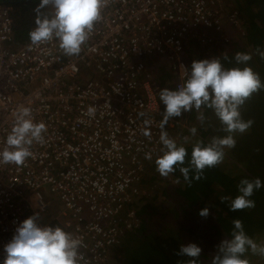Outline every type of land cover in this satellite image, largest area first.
Here are the masks:
<instances>
[{"label": "built area", "instance_id": "obj_1", "mask_svg": "<svg viewBox=\"0 0 264 264\" xmlns=\"http://www.w3.org/2000/svg\"><path fill=\"white\" fill-rule=\"evenodd\" d=\"M221 1L109 0L73 57L55 40L15 47L10 11L0 7V150L21 105L47 127L45 142L32 145L22 166L0 164V264L19 224L39 213L38 222L47 225L56 203L62 225L86 245L80 264H114L124 215L162 155L161 89L148 73L149 60L170 61L178 88L186 79L182 65L189 70L183 58L192 42L204 46L207 31L224 26ZM174 123L170 119L164 130Z\"/></svg>", "mask_w": 264, "mask_h": 264}, {"label": "clouds", "instance_id": "obj_2", "mask_svg": "<svg viewBox=\"0 0 264 264\" xmlns=\"http://www.w3.org/2000/svg\"><path fill=\"white\" fill-rule=\"evenodd\" d=\"M108 3L109 0H39L34 9L36 26L29 32L31 45L39 47L55 40L65 56H79L96 23L102 20ZM256 53L264 59V51L257 48ZM223 58L229 60L226 54ZM234 59L237 65L244 67L225 68L218 57L194 60L190 72L182 65L186 75L184 82L175 90L164 88L159 92V99L166 108L159 123L162 155L156 158L155 165L162 177L166 178L179 169L191 186L193 177L190 172L199 181L204 177L205 169L223 163L226 150L235 148V135L244 134L251 128L254 122L242 118L241 107L254 93L264 89V82L260 74L248 66L252 54L237 52ZM202 106L214 111L226 135L212 137L207 144L203 140L198 141L192 147L190 159L186 160V148L178 145L164 129L170 119L181 117L193 109L199 113L197 118L203 123ZM95 112L94 107L87 110L89 116H94ZM12 115L11 130L3 150H0V164L22 166L33 155L32 145L45 142L47 127L43 122L34 121L30 106H19ZM144 124L150 125L151 121L146 119ZM189 131L192 136L197 133L195 127ZM144 134L150 137L149 132ZM184 139L187 142L188 137ZM145 158L151 160L152 156L148 153ZM261 187L264 184L259 178L242 179L238 185L239 195L230 200L222 197L221 201L229 200L230 211L234 212L255 208L251 197ZM209 214L208 208L199 213L205 218ZM39 219L40 214L36 213L19 224L12 240L4 247L3 264H80L83 259L80 250L86 247L82 238L60 226H41ZM232 223L231 238L224 239L217 246L211 264H250L245 258L249 250L253 255L264 257V244H258L246 234L241 220L235 219ZM201 254L202 248L195 243L181 245L177 253L189 258L180 264H199Z\"/></svg>", "mask_w": 264, "mask_h": 264}, {"label": "trees", "instance_id": "obj_3", "mask_svg": "<svg viewBox=\"0 0 264 264\" xmlns=\"http://www.w3.org/2000/svg\"><path fill=\"white\" fill-rule=\"evenodd\" d=\"M239 1L243 2L241 13L246 20V41L235 42L233 50L222 52L223 57L226 54L229 60H224L222 56L220 59L225 68L244 67V65L236 64L235 54L237 52L250 53L252 59L248 62V66H251L255 71L258 64L264 65V59H261L260 55L256 53L257 48L264 51V0ZM38 3L39 0H0V6L10 11L14 31V46L17 48L30 41L29 32L36 26L34 9ZM45 11H48V9ZM245 13L248 18H246ZM202 58L208 59L206 57ZM159 61L156 60L158 65L153 66L155 68L152 67L155 81H157L161 90L164 88L175 90V82L178 77L174 65L170 61L159 64ZM260 76L262 82H264V72L260 73ZM246 103L248 104L246 106L248 111L241 110V115L245 121L252 120L254 122L251 128L244 134L237 133L235 135V148L226 150L223 163L214 168L205 169L204 177L199 181H196L194 173L190 172L193 180L191 186H189L179 169L171 174L173 180L176 181L174 185L168 181L167 177H162L158 172L149 174L147 178L143 177L141 188L148 190L151 188L153 191L147 193L145 190L146 193L137 195L132 203L131 208L135 207L138 217L141 218L146 214V217L140 219L141 226L138 233L146 229V224L152 214H164L166 212L162 208L160 209L162 213L156 210L160 207L158 203L161 199L170 202V207L173 206L171 209L177 216L187 215L186 219L189 220V223H186V228H184L185 226H182V229L180 228L177 237H174L173 240L170 239L172 243L168 244L167 247H162L159 244L161 236L157 233H143L142 237L137 239L138 245L132 249H129L127 244L121 245L118 248V253L122 256L121 264H180V262H186L189 258L177 255V253L181 245L190 243H195L202 248L199 264H211L217 246L224 239L231 238L232 222L235 219L242 221L244 230L249 237L253 238L258 244H264V222L257 219L259 216L257 213L262 212V207L259 206L263 205L259 201L260 196H264V187L256 190L251 197L255 201V208L234 212L230 211L229 206V200L239 195L238 185L240 181L242 179L255 180L256 177L251 174L259 176L255 170L259 166L264 171V164L261 163V161H264V156H262V160L259 156L254 158L259 160L257 164H254L253 158L250 156L256 154L255 149L252 147L253 144H255V148L263 146L264 150V89L254 93ZM162 108L164 112L166 106L163 102ZM201 112L205 117L203 123L197 118L199 113L195 109L187 112L190 116H188L186 122L191 123L197 129L195 136H192L187 128L180 127V129H184V132L180 135L178 145H183L186 148L188 153L186 160L190 159L192 147L198 141L203 140L207 144L212 137L226 135L222 131L219 119L216 118L215 121L214 118L213 121V117H216L213 110L202 106ZM173 119L174 124L177 125V117ZM185 137H188L187 142L184 139ZM150 170L156 171V165L154 164ZM156 180L159 181L158 191L152 186ZM162 180L168 183L165 184ZM177 180L179 183H177ZM146 194L149 195V199L145 197ZM222 197H228L229 200L222 202ZM144 199L153 200L152 203L154 204L151 205V201L146 203ZM204 208L209 209L210 214L206 217L209 220L208 224H204L201 219L197 220V217H201L199 213ZM191 219H196L199 224L198 222H190ZM47 225L60 226L67 231L62 223L57 220H51ZM245 258L250 261V264H264V257L253 255L250 250L245 254Z\"/></svg>", "mask_w": 264, "mask_h": 264}, {"label": "rangeland", "instance_id": "obj_4", "mask_svg": "<svg viewBox=\"0 0 264 264\" xmlns=\"http://www.w3.org/2000/svg\"><path fill=\"white\" fill-rule=\"evenodd\" d=\"M221 3L222 5L220 6V8L218 7V11H219L220 18L223 20L222 24H224V26L221 32L207 31L206 45L200 46L198 43L192 42L191 47L187 49L186 51L187 53L184 55V58H183L186 61V64L190 71H191L192 62L194 60H201L203 59L202 57H206L208 59H211L213 57H218V58H220L221 56L223 57L222 52H229L231 49L233 50L235 48V45H234L235 42L246 41V31H245V27H246L245 21L246 20L245 18H243L242 13H241V6H243L242 5L243 2L239 0H229V1L222 0ZM245 16H246V13H245ZM231 18L233 19L232 21H231ZM246 18L248 17L246 16ZM156 60L157 59L149 60L147 70L151 76L155 75L152 70V67L155 65H158L157 64L158 62H156ZM159 60H160L159 64L161 62H166L165 59H159ZM255 71L257 72L259 71V74L263 73L264 65L258 64ZM246 106H248L247 103H245L242 106L241 110L245 109L246 111H248ZM188 116H190L189 113L185 112L183 113L181 117H177V120H176L177 125L173 124L171 128L167 131L169 134V137L175 139L176 142L179 141L180 135L184 132L185 128H187V130L189 131V129L193 127L191 123L186 122ZM214 118L216 121L217 117H213V121H214ZM180 127L184 129H180ZM252 147L255 149L256 154H252L250 156L253 158L254 164H257L259 160L258 159L255 160L254 158H256V156H259L260 160L263 159L262 157L264 156L263 146H261V148L260 147L255 148V144H253ZM261 163L264 164V161H261ZM150 169L149 171L147 170L146 174H144L145 178H147L149 174H154L153 172H157L154 170L151 171ZM255 170L259 176H257V174H251V175L255 176L256 178L258 177L261 180L262 184H264V171L262 170V167L259 166ZM167 178H168V181L172 185L176 183V181H174L173 178L171 177V174ZM162 182H164L165 184L168 183V182H165L164 180H162ZM158 185H159V181L157 180L152 185L156 191H158V188H157ZM142 190H143V193H144V190H146L147 193H151L153 191L151 190V188L149 190L142 188ZM145 197L149 199V195L146 194ZM147 199H144L146 203L151 201ZM152 202L153 200L150 202L151 205L154 204ZM259 203H261L263 206H259V207H262V212L260 214L257 213L259 215L257 219L260 222H264V196L262 195L260 196ZM158 204H160V207L156 210L162 213L160 210L162 208V210L165 209L166 212L164 214H152L150 218L148 219V223L146 224V229H144L143 231L139 233H138V229L141 226L140 219L143 217H146V214L141 216V218L140 216L138 217V215L136 214L135 207L132 209L131 208L132 205H131L127 214L124 215L125 220H126L125 235L120 240V242L115 246V248H113L112 250V260L114 264H121V261H122V256L118 253V248L124 244H127L129 249L136 247L138 245L137 239L141 238L143 233L144 234L145 233L146 234L157 233L159 236H161L159 244L162 247H167L168 244L172 243L170 242V239L173 240L174 237H177V233L180 230V228L182 229V226H185L184 228H186L187 226L186 223L187 224L189 223V220L186 219L187 215L183 214L182 216H177V214H175V212L171 209V207L173 206L170 207V202L168 200L161 199L159 200ZM61 214H62V207H60V203H56L53 205V209L52 208L49 209L48 215L46 216L47 217L46 220L48 222L51 220H57L60 223H63L64 220ZM199 219H201L204 222V224H208L209 222L208 218H205V217H197V220ZM197 220L191 219L190 222H198Z\"/></svg>", "mask_w": 264, "mask_h": 264}, {"label": "crops", "instance_id": "obj_5", "mask_svg": "<svg viewBox=\"0 0 264 264\" xmlns=\"http://www.w3.org/2000/svg\"><path fill=\"white\" fill-rule=\"evenodd\" d=\"M2 7V6H1ZM2 8H4V7H2ZM155 59H157V60H159V58H155ZM155 59H153V60H155ZM161 59V58H160ZM166 61V60H165ZM154 75V74H153ZM155 76V75H154ZM153 76V77H154ZM156 80V79H155ZM175 83H177V78H176V82ZM175 85V84H174ZM176 86V85H175ZM176 89H177V87H176ZM173 119V118H172ZM177 144H179V141L177 142ZM149 171V170H148Z\"/></svg>", "mask_w": 264, "mask_h": 264}]
</instances>
